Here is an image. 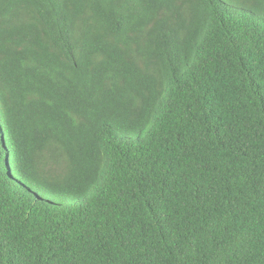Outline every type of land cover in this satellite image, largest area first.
Instances as JSON below:
<instances>
[{
	"label": "trees",
	"instance_id": "1",
	"mask_svg": "<svg viewBox=\"0 0 264 264\" xmlns=\"http://www.w3.org/2000/svg\"><path fill=\"white\" fill-rule=\"evenodd\" d=\"M0 264H264V0H0Z\"/></svg>",
	"mask_w": 264,
	"mask_h": 264
}]
</instances>
